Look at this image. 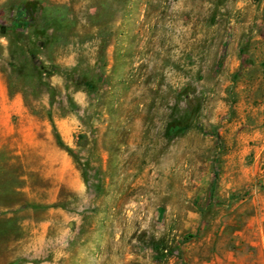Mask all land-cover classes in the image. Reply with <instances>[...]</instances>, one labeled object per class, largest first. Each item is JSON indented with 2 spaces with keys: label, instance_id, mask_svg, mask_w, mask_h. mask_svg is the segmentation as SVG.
I'll return each mask as SVG.
<instances>
[{
  "label": "rangeland",
  "instance_id": "374dc122",
  "mask_svg": "<svg viewBox=\"0 0 264 264\" xmlns=\"http://www.w3.org/2000/svg\"><path fill=\"white\" fill-rule=\"evenodd\" d=\"M263 15L0 0V264H264Z\"/></svg>",
  "mask_w": 264,
  "mask_h": 264
},
{
  "label": "trees",
  "instance_id": "16d2710c",
  "mask_svg": "<svg viewBox=\"0 0 264 264\" xmlns=\"http://www.w3.org/2000/svg\"><path fill=\"white\" fill-rule=\"evenodd\" d=\"M26 4H28V2H22L18 8H17V19L18 22H20L21 24H26V20L28 19V14H27V7ZM263 20H264V15H263ZM262 93H263V98H264V85L262 87Z\"/></svg>",
  "mask_w": 264,
  "mask_h": 264
}]
</instances>
